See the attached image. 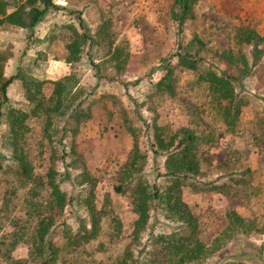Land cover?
Masks as SVG:
<instances>
[{"label":"rangeland","instance_id":"rangeland-1","mask_svg":"<svg viewBox=\"0 0 264 264\" xmlns=\"http://www.w3.org/2000/svg\"><path fill=\"white\" fill-rule=\"evenodd\" d=\"M24 1L19 0L18 5ZM52 1L58 7H49L32 30L0 22V52L8 56L5 76L19 73L43 80L42 90L47 95L51 81L72 70L79 76L78 87L90 92L86 100L89 119L79 125L74 137L69 132L64 144H59L65 149L73 144L75 154L65 158V162L79 159L73 172L78 173L83 165L90 172L92 202L101 214L98 235L81 246L83 254L76 262L71 259L72 264H111L127 251L137 264H166L160 245L150 237L169 232L176 223L166 220L159 208L147 227L133 237L137 217L133 198L129 190L118 193L113 188L133 145L128 125L138 132L140 152L147 156L145 170L160 188L169 178L157 176L163 172L164 155L153 153L155 128H160L166 139L181 127L200 137L209 134L204 140L199 137L194 150L199 173L182 188V199L196 218L199 239L210 245L218 237L215 243L221 245L202 264L226 260L264 264V42L258 44L261 52L254 60L253 46L241 41L245 29L264 37V0H197L195 17L187 19L181 31L171 18L173 0ZM75 31L85 32L94 41L82 43V58L70 64L66 44ZM114 50L117 57H112ZM184 51L197 52V70L176 65L177 54ZM210 66L235 79L241 103L231 123L224 117L228 99L214 98L203 79ZM245 66L251 72L240 76L238 68ZM6 94L4 106L26 110L28 101L20 77L7 86ZM6 119L3 116L0 122V264H12L13 259L41 264L29 254L36 221L25 214L29 212L22 202L26 187L19 186L15 164L8 157ZM25 122L29 130L23 147L34 172L44 174L51 165L60 170L59 152L52 157L50 153L63 133L55 131L49 142L42 131L44 117L30 115ZM66 180L67 190L76 194L80 188L72 185L71 178ZM89 188L86 184L87 191ZM6 197L10 202L4 209ZM41 211L49 214L44 208ZM231 211L249 222L241 228L246 231L224 234L232 224ZM52 212L54 240L59 242L60 223H73L86 211L73 203ZM56 264L65 263L59 259Z\"/></svg>","mask_w":264,"mask_h":264},{"label":"trees","instance_id":"trees-1","mask_svg":"<svg viewBox=\"0 0 264 264\" xmlns=\"http://www.w3.org/2000/svg\"><path fill=\"white\" fill-rule=\"evenodd\" d=\"M19 0H0V22H8L22 28L32 30L41 21L44 13L51 8L58 6L52 0H25V4H19ZM197 0H173L171 7V18L177 22L178 30L181 31L183 23L187 19L195 17L193 5ZM12 10H8L11 9ZM241 33V32H240ZM87 40L94 41L85 32H74V38L66 44L68 56L66 61L70 64L80 61V45ZM199 45H203L201 40L193 39ZM241 41L253 46V58H257L261 52L257 48L259 43L264 42V37L259 36L255 31L245 29L242 32ZM197 52H179L176 58V65L197 70L200 58ZM112 57H117V50H114ZM8 56L0 52V122L3 116L7 119V138L10 150L8 157L14 162V170L19 178V186L26 187V195L23 198V207L27 208L25 214L28 220H34V230L31 232L30 256L39 258L41 264H56L60 262L72 264L77 261V257L83 254L81 246L89 243L96 238L100 229V212H97L92 202L93 179L90 172L81 166L78 173H75L73 164L77 160L65 162L69 153H74L73 144L69 149L59 148V144H64L63 139L70 132L75 136L79 125L89 119L90 107L86 102L90 92L78 87L79 76L70 72L56 80L51 81V91L47 95L42 90L43 80L33 76L22 75L19 73L9 76L4 75V64ZM250 67L238 68L240 76L249 73ZM169 73V71H167ZM20 77L24 87V95L28 101L26 110L15 109L4 106L7 102V86L16 78ZM203 79L209 83L210 90L215 93L218 101L228 99L229 107L225 110L224 117L226 123H231L237 117L240 109L241 98L235 93V79L217 72L208 67ZM44 117L43 135L49 142L55 131L60 130L61 137L51 150L50 157L59 152V158L63 163L60 170L53 165L49 166L44 174L35 173L28 155L23 147V142L29 126L25 120L28 116ZM129 122L126 118L125 123ZM52 127V129H50ZM56 129V130H55ZM127 129L132 133L133 145L126 164L122 168V175L118 183L113 187L114 191L120 193L129 190L133 202L132 209L137 217L134 221L133 237H138L143 229L147 227L152 215L160 210L165 212L164 218L176 223V227L169 232H159L151 235L150 239L160 245V249L165 255L166 264H202L207 257L220 250L217 245L216 237L210 245L204 244L197 236L198 228L196 218L188 209L187 204L182 199V188L186 185L187 179L194 178L199 173V162L194 150L199 137L188 127L178 128L170 136L164 137L160 128L156 127L151 146L153 153L164 155L163 172H157V176L169 178L167 185L160 188L155 181L151 180V175L145 170L147 156L140 152L138 144V132L128 125ZM208 133L202 137L204 140ZM176 144V145H175ZM175 145V146H174ZM56 148H59L56 150ZM75 154V153H74ZM71 171V172H70ZM65 173V176H64ZM71 178V183L80 189L76 194L67 190L66 179ZM86 184L90 186L86 189ZM198 184V182H197ZM85 185V187H83ZM194 186L196 182H194ZM15 189H13V192ZM44 192L45 195H42ZM84 194V196H82ZM43 198V200L41 199ZM4 209H7L10 198L6 197ZM73 203L85 209V215L74 219L73 223L63 220L62 234L59 242L54 240L55 229L54 214L56 209L63 210L66 205L72 206ZM44 208L49 214H44ZM230 221L229 229L225 233L231 234L232 231L244 232L241 229L248 225V221L231 211L228 213ZM230 222V223H231ZM118 227V224H117ZM23 235V233H21ZM69 258V259H68ZM221 258V256H220ZM68 259V261H67ZM62 260V261H61ZM26 259H13L12 264H23ZM102 264V263H96ZM111 264H137L129 251L118 257ZM223 264H244L241 261L226 260Z\"/></svg>","mask_w":264,"mask_h":264}]
</instances>
